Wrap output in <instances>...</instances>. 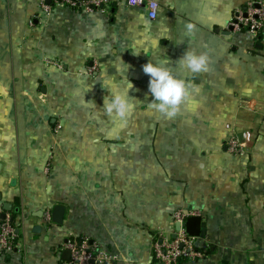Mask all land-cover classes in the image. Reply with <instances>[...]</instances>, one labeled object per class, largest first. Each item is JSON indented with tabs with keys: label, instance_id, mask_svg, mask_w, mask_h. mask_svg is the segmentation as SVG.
I'll return each mask as SVG.
<instances>
[{
	"label": "crops",
	"instance_id": "crops-1",
	"mask_svg": "<svg viewBox=\"0 0 264 264\" xmlns=\"http://www.w3.org/2000/svg\"><path fill=\"white\" fill-rule=\"evenodd\" d=\"M156 1L150 20L124 0L108 13L0 0V218L17 233L0 264H66L71 236L112 264H160L153 237L172 236L177 208L198 212L206 248L181 264H264V40L225 33L255 0ZM193 49L207 52L206 72L179 59ZM148 59L199 87L173 118L148 105ZM102 73L133 85L124 126L102 110ZM233 130L252 133L242 154L227 149Z\"/></svg>",
	"mask_w": 264,
	"mask_h": 264
},
{
	"label": "built area",
	"instance_id": "built-area-1",
	"mask_svg": "<svg viewBox=\"0 0 264 264\" xmlns=\"http://www.w3.org/2000/svg\"><path fill=\"white\" fill-rule=\"evenodd\" d=\"M48 1V4H47ZM117 0H40L45 9L68 8L74 12L108 13ZM126 6L144 8L150 20L156 18L159 5L156 0H124ZM232 32L246 31L255 40H264V0L248 2L237 9L229 21ZM95 70L87 68V73ZM230 128V126H229ZM249 130L231 132L226 141L228 151L242 154L251 141ZM193 210L175 209L171 214L172 236L157 234L153 237L152 251L155 261L160 264H181L183 261H196L206 256L205 241L199 236L189 235L185 230V220L196 216ZM51 223L49 213L44 215ZM176 225L177 228H176ZM70 258L66 264H112L113 255L86 236L69 237L64 243ZM17 247V233L11 218H0V256H6Z\"/></svg>",
	"mask_w": 264,
	"mask_h": 264
},
{
	"label": "clouds",
	"instance_id": "clouds-1",
	"mask_svg": "<svg viewBox=\"0 0 264 264\" xmlns=\"http://www.w3.org/2000/svg\"><path fill=\"white\" fill-rule=\"evenodd\" d=\"M186 27L191 33L193 26L187 25ZM158 43L159 41L156 40L151 42L153 47L157 46ZM147 50V47H144L141 51L132 52L135 55H141L142 52H147ZM179 59L192 73L206 72L209 67L207 52H197L194 49L185 50ZM142 71L149 77L148 91L146 93V96L151 97L150 102H148L149 107L166 118L175 117L180 110V106L187 104L191 100L193 92L199 91L197 85L178 77L167 66L166 60L155 62L148 59L142 65ZM98 80L108 93L103 99L102 110L104 114L113 118L114 122L118 123L119 126H124L128 117L131 116L137 107V104L133 103V99L137 98L129 95V90L133 88L131 81L129 80L127 89L121 91L106 74L102 73L101 78Z\"/></svg>",
	"mask_w": 264,
	"mask_h": 264
},
{
	"label": "water",
	"instance_id": "water-1",
	"mask_svg": "<svg viewBox=\"0 0 264 264\" xmlns=\"http://www.w3.org/2000/svg\"><path fill=\"white\" fill-rule=\"evenodd\" d=\"M228 36L232 33V27H228V30L225 32ZM54 212L52 214V221L61 224L62 222V206H55L53 208ZM178 225H176L177 228ZM185 230L189 235L199 236L200 235V226L201 218L199 216H189L184 223Z\"/></svg>",
	"mask_w": 264,
	"mask_h": 264
},
{
	"label": "trees",
	"instance_id": "trees-1",
	"mask_svg": "<svg viewBox=\"0 0 264 264\" xmlns=\"http://www.w3.org/2000/svg\"><path fill=\"white\" fill-rule=\"evenodd\" d=\"M252 134V133H251ZM252 136V135H251ZM253 139V137H251Z\"/></svg>",
	"mask_w": 264,
	"mask_h": 264
}]
</instances>
